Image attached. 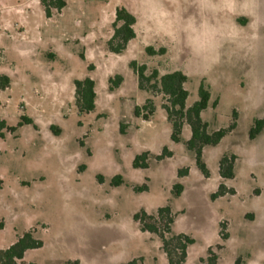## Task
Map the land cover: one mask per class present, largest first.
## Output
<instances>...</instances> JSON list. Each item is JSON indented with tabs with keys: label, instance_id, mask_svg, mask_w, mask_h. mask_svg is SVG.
Wrapping results in <instances>:
<instances>
[{
	"label": "rangeland",
	"instance_id": "374dc122",
	"mask_svg": "<svg viewBox=\"0 0 264 264\" xmlns=\"http://www.w3.org/2000/svg\"><path fill=\"white\" fill-rule=\"evenodd\" d=\"M118 7L137 17L121 54L107 44ZM133 61L146 76L183 71L187 108L204 84L209 131L237 122L204 147L207 177L187 148L190 126L173 141L164 97L140 87ZM2 74L11 83L0 92V249L32 230L43 246L27 263L170 264L160 237L134 220L169 206L172 232L195 240L186 264H207L211 247L217 264H264V129L250 137L264 119V0H66L51 18L41 0H0ZM116 75L123 82L111 90ZM86 78L97 92L88 114L75 101V81ZM165 148L172 157L157 160ZM145 152L149 167L135 168ZM226 154L237 156L232 179L219 171Z\"/></svg>",
	"mask_w": 264,
	"mask_h": 264
},
{
	"label": "trees",
	"instance_id": "16d2710c",
	"mask_svg": "<svg viewBox=\"0 0 264 264\" xmlns=\"http://www.w3.org/2000/svg\"><path fill=\"white\" fill-rule=\"evenodd\" d=\"M48 18L53 15V10L62 11L66 6V0H41ZM137 23L136 15L126 7H118L116 10V19L113 23L114 33L108 40V49L116 54L123 53L128 44L136 38L137 33L135 25ZM150 53H154L152 48H148ZM163 52L165 50H162ZM131 66L135 68L139 76V85L141 88H150L156 94H162L164 97V108L168 113V118L173 125L172 139L175 142L180 141V136L184 124H188L191 128V138L187 142V148L196 153L198 168L207 177L209 175L206 164L202 159V152L206 146H215L219 144L227 135L229 130L237 127V122H234L229 129H219L209 131V124L202 120L201 113L208 107L210 100V91L203 84L200 90V99L191 107H186V102L189 96V91L186 89L188 76L180 70L166 73L160 76L158 70H154L150 76L145 75L147 67L145 65L138 66L135 61L131 62ZM154 80V83L151 81ZM123 82L121 75H116L111 79L110 89L119 87ZM11 79L9 76L0 75V92L10 86ZM96 82L92 78L75 81V101L80 113H91L96 108ZM148 113L144 114V118H148V114L153 113L152 104L150 101L144 107ZM135 115L140 117L141 108L135 107ZM237 116V115H236ZM31 122V120H27ZM4 125L5 123L2 122ZM264 129V119L257 120L255 126L251 130L250 137L256 138ZM172 152L165 148L161 155L155 156L157 160L172 157ZM151 154L145 152L138 155L134 160L135 168L149 167V159ZM237 156L235 154H226L221 159L219 165L220 175L223 179H232L235 177V163ZM188 174V169L184 168L179 172V177H184ZM123 180L117 177L114 184L120 185ZM148 186L145 184L139 187L140 191H145ZM184 191V185L180 182L173 187V195L180 197ZM226 186L222 183L219 191L213 194V198L225 194ZM175 215L169 206L160 207L156 213L150 214L145 209L136 213L134 220L140 225L142 231H147L156 234L162 240V246L168 256L170 264H186L188 257V248L195 243V240L185 233L174 234L172 227L175 222ZM162 225V227L160 226ZM227 238V234L224 235ZM43 246V242L37 239L32 230L25 232L11 246L5 249H0V264H35L27 263V252ZM209 257L207 264H217L218 254L213 248H209ZM205 259H202L204 262ZM64 264H80L79 259L68 260ZM130 264H134L133 262Z\"/></svg>",
	"mask_w": 264,
	"mask_h": 264
}]
</instances>
